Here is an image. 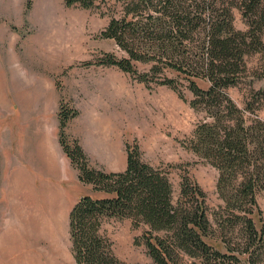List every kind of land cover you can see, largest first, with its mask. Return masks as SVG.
<instances>
[{
	"label": "rangeland",
	"instance_id": "rangeland-1",
	"mask_svg": "<svg viewBox=\"0 0 264 264\" xmlns=\"http://www.w3.org/2000/svg\"><path fill=\"white\" fill-rule=\"evenodd\" d=\"M232 12L235 29L245 31L240 11ZM110 16L106 9L67 7L64 0H0V264H75L67 215L84 196L108 197L81 184L64 155L58 142L60 104L77 112L65 133L78 141L92 168L124 171L126 146L136 143L145 163L167 173L174 199L182 176L199 185L219 237L216 218L225 213L216 189L218 171L187 148L204 114L190 106L193 96L173 72L165 74L175 79L182 97L100 63L107 54L124 56L114 40L100 35ZM245 62L241 83L227 93L247 121H264L262 57L252 53ZM135 65L140 73L150 69ZM49 159L54 174L47 170ZM49 190L55 196L51 209L40 203ZM257 203L264 218L263 194ZM145 230L130 219H110L101 233L122 262L151 264L141 240ZM227 230L225 240L238 242Z\"/></svg>",
	"mask_w": 264,
	"mask_h": 264
},
{
	"label": "trees",
	"instance_id": "trees-1",
	"mask_svg": "<svg viewBox=\"0 0 264 264\" xmlns=\"http://www.w3.org/2000/svg\"><path fill=\"white\" fill-rule=\"evenodd\" d=\"M64 4L111 12L100 35L114 40L124 56L104 55L102 65L137 75L145 84L170 87L180 97L175 79L165 72L185 80L193 96L190 106L204 114L187 148L218 171L216 189L225 213L216 218L220 231L215 236L199 185L182 176L174 199L167 173L145 163L136 143L126 146L124 171L92 168L78 141L65 133L77 112L60 104L58 141L64 155L81 184L108 196H84L69 211L74 263L126 264L116 257L101 228L110 219H130L134 228H147L141 240L151 264H264V218L257 203L258 194L264 196V121H247L227 93L241 83L249 54L261 55L258 77L264 78V0H64ZM233 9L240 11L245 31L235 29ZM135 63L150 69L140 73ZM158 73L162 77H156ZM227 229L239 236L238 242L225 240Z\"/></svg>",
	"mask_w": 264,
	"mask_h": 264
},
{
	"label": "bare ground",
	"instance_id": "bare-ground-1",
	"mask_svg": "<svg viewBox=\"0 0 264 264\" xmlns=\"http://www.w3.org/2000/svg\"><path fill=\"white\" fill-rule=\"evenodd\" d=\"M54 198H55V196H54L53 192L51 190H49V192L44 193L40 196V201H41L40 203L42 204L43 207L51 209L52 206L54 205V202H55ZM48 230H50V228ZM50 231H52V230H50Z\"/></svg>",
	"mask_w": 264,
	"mask_h": 264
},
{
	"label": "crops",
	"instance_id": "crops-1",
	"mask_svg": "<svg viewBox=\"0 0 264 264\" xmlns=\"http://www.w3.org/2000/svg\"><path fill=\"white\" fill-rule=\"evenodd\" d=\"M59 142V141H58ZM43 144V143H42ZM39 147H41V145L39 146ZM38 147V148H39ZM40 149V148H39ZM44 157V156H43ZM46 167H47V170L50 172V173H55L56 172V170H55V165H54V163L52 162V161H50V159L49 160H47L46 161Z\"/></svg>",
	"mask_w": 264,
	"mask_h": 264
}]
</instances>
